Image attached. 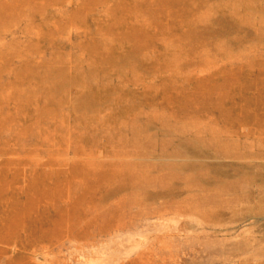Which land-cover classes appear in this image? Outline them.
<instances>
[{
	"label": "rangeland",
	"instance_id": "1",
	"mask_svg": "<svg viewBox=\"0 0 264 264\" xmlns=\"http://www.w3.org/2000/svg\"><path fill=\"white\" fill-rule=\"evenodd\" d=\"M0 264H264V0H0Z\"/></svg>",
	"mask_w": 264,
	"mask_h": 264
}]
</instances>
